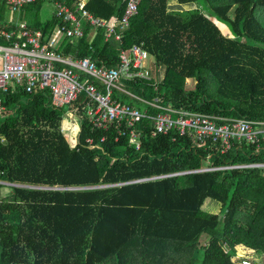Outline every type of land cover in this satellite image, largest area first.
<instances>
[{
    "label": "trees",
    "instance_id": "obj_1",
    "mask_svg": "<svg viewBox=\"0 0 264 264\" xmlns=\"http://www.w3.org/2000/svg\"><path fill=\"white\" fill-rule=\"evenodd\" d=\"M57 1L74 9L82 0ZM126 2L86 0L84 9L109 20L122 16ZM189 5L195 10L188 17L169 11ZM40 6H23L21 18L49 36L58 20L53 14L39 19ZM4 7L0 0V28ZM258 8L264 12V0H139L120 41L105 40L104 29L85 24L84 35L63 38L60 49L116 66L121 49L140 46L163 75L127 80L125 88L134 96L201 114L264 119V25L255 14ZM188 78L195 80L192 90L185 89ZM114 97L145 108L125 94ZM0 98L5 107L0 189L10 190L0 197V264H240L242 258L253 259L238 256V248L253 250L260 258L253 260L264 264V169L197 171L263 161L264 148L255 152L242 144L221 154L210 141L201 145L186 136H152L151 122L144 119L132 128L141 132L136 149L128 130L118 136L114 128H92L84 95L66 108L53 107L45 91ZM68 121L76 122L74 144L62 130ZM208 200L220 205L219 213L203 210ZM205 233L209 238L200 251Z\"/></svg>",
    "mask_w": 264,
    "mask_h": 264
},
{
    "label": "built area",
    "instance_id": "obj_2",
    "mask_svg": "<svg viewBox=\"0 0 264 264\" xmlns=\"http://www.w3.org/2000/svg\"><path fill=\"white\" fill-rule=\"evenodd\" d=\"M42 2L54 5L52 14L58 20L49 36L38 28L28 27L25 22L0 28V38L7 43H0V95L18 91L32 95L45 91L55 108L70 107L84 95L86 118L92 128L100 131L114 128L118 136L127 135L128 130L129 143L136 149L140 147L141 132L132 128L144 119L151 122L152 136H186L192 143L201 145L210 141L221 154L231 149L238 150L242 144L252 147L255 152L264 148V119L201 114L162 105L158 98L146 101L126 90L124 83L127 80L152 79V72L146 64L150 55L140 46L121 49L116 66L98 64L91 57H76L61 51L62 39L82 37L85 24L95 30L104 29L105 40L113 38L120 41L122 32L137 14L139 0H127L122 16L109 20L95 17L85 10L86 0L77 3L74 9L57 0H4L12 11ZM115 93L125 94L143 103L145 108L122 103L114 97ZM150 109L156 110V113L150 114ZM4 112L0 98V116ZM87 143L93 146L91 139ZM242 168L263 170L264 160L205 166L197 171ZM240 264L263 263L242 258Z\"/></svg>",
    "mask_w": 264,
    "mask_h": 264
},
{
    "label": "rangeland",
    "instance_id": "obj_3",
    "mask_svg": "<svg viewBox=\"0 0 264 264\" xmlns=\"http://www.w3.org/2000/svg\"><path fill=\"white\" fill-rule=\"evenodd\" d=\"M21 10V9H20ZM12 11L11 9H9L6 5L5 7L2 9V23L4 26H9L12 24H18L20 22H25L26 21L24 19L21 18V11ZM195 10V7L193 5H189V6H182L180 8L177 9H169V11L171 13L174 14H181L183 17H188L191 13H193ZM54 11V5L51 2H42L41 6L39 7V9L37 10V15L38 18L43 20L47 17H49ZM255 14L258 18V20L261 21V23L264 25V12H262V10L260 8L256 9ZM215 23L218 25V27L220 28L221 32L225 35H228L229 31L227 30V28L221 24L218 21H215ZM27 25V24H26ZM0 43L1 44H7L6 41H4L2 38H0ZM147 64V68L148 70L152 72V77H161L163 75V68H159L156 67L153 61V58H151L150 56L148 57V62ZM195 86V80L192 78H188L186 79V83H185V89L186 90H192L194 89ZM74 121V120H72ZM69 122L68 121V128L64 127L62 130L63 132H65L68 136H69V140L72 142V144L75 143V139L76 138V122ZM9 188H5V186H1L0 189V197L6 196L9 193ZM203 210L207 213L210 214H217L220 211V205L213 200H208L204 206H203ZM209 238V235L207 233L202 234L199 238V242H198V249L200 251H202V245H204L207 240ZM244 255H248L250 257H252L253 259H260L258 258V254L255 253L253 250H249V249H242V248H238V256H244Z\"/></svg>",
    "mask_w": 264,
    "mask_h": 264
},
{
    "label": "water",
    "instance_id": "obj_4",
    "mask_svg": "<svg viewBox=\"0 0 264 264\" xmlns=\"http://www.w3.org/2000/svg\"><path fill=\"white\" fill-rule=\"evenodd\" d=\"M103 188V186H102ZM104 188H106V186H104ZM41 189V188H40ZM80 189H89V188H80ZM93 189H97V188H93ZM101 189V188H100ZM70 190H75V189H70Z\"/></svg>",
    "mask_w": 264,
    "mask_h": 264
}]
</instances>
